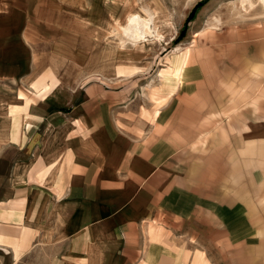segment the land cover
<instances>
[{
	"label": "rangeland",
	"instance_id": "374dc122",
	"mask_svg": "<svg viewBox=\"0 0 264 264\" xmlns=\"http://www.w3.org/2000/svg\"><path fill=\"white\" fill-rule=\"evenodd\" d=\"M202 1L9 0L49 9L53 38L40 46L48 77L72 86L95 79L111 92L124 90L125 127L133 134L170 116L185 126L176 140L191 137L176 142L181 162L142 246L172 250L173 264L198 257L205 264H264V8L258 0H206L186 25ZM133 12L142 23L155 18L152 27L162 34L133 44L122 34ZM187 54L177 81L171 69ZM12 88L0 83V124L10 114ZM21 89L20 99H36Z\"/></svg>",
	"mask_w": 264,
	"mask_h": 264
},
{
	"label": "crops",
	"instance_id": "0c3cea01",
	"mask_svg": "<svg viewBox=\"0 0 264 264\" xmlns=\"http://www.w3.org/2000/svg\"><path fill=\"white\" fill-rule=\"evenodd\" d=\"M48 12L0 5V83L16 89L0 124V264H173L172 250L142 242L181 162L176 142L191 137L176 140L185 126L172 116L133 134L124 90L48 77Z\"/></svg>",
	"mask_w": 264,
	"mask_h": 264
},
{
	"label": "bare ground",
	"instance_id": "6f19581e",
	"mask_svg": "<svg viewBox=\"0 0 264 264\" xmlns=\"http://www.w3.org/2000/svg\"><path fill=\"white\" fill-rule=\"evenodd\" d=\"M247 1H249V0H244V2H247ZM258 2H259L258 4H261V7L260 8L261 9H262V7L264 8V0H258ZM258 4H257V6H259ZM252 5H253V3H252ZM157 11H158V9L156 10V13H158ZM251 11H253V10H251ZM146 17H148V18L145 19V22L144 23H142V20H141L142 17H141L140 12L130 13V14H128L126 24L124 26H122V29H123V33L122 34L125 35V36H127L133 42V44H135V45H138L139 43H141V41L143 42V40H145L148 37L149 34H150V36L152 35L155 38L156 37L158 38L159 35L162 34V32L159 29H157V31H154L155 29L152 27V25L155 23V18L153 19V18H150L149 16H146ZM110 39H111V37H110ZM180 49H178V50H180ZM188 50H189V48H188ZM187 60H188V54L185 55V58L183 59L182 62H176V64L174 65V67H172V69H171L172 70V74L178 79V81H181V79L183 77V72H184V69H185L186 61ZM122 70H123V66H120L119 67V71H122ZM30 102H29V104H30ZM26 104H28V103L26 102ZM150 249H152V248H150ZM154 251H155V249H154ZM150 253H151V251H150ZM163 263L165 264V262H163ZM205 263L206 262H204L201 257L200 258L199 257L196 258L194 260V262H193V264H205Z\"/></svg>",
	"mask_w": 264,
	"mask_h": 264
},
{
	"label": "trees",
	"instance_id": "16d2710c",
	"mask_svg": "<svg viewBox=\"0 0 264 264\" xmlns=\"http://www.w3.org/2000/svg\"><path fill=\"white\" fill-rule=\"evenodd\" d=\"M206 0L205 1H202V2H199L197 4V6L195 7L194 11L191 13L190 17L187 19V22H186V25H188L190 23V21L193 19L194 17V14L197 12V10H199L204 4H205ZM186 31V30H185Z\"/></svg>",
	"mask_w": 264,
	"mask_h": 264
}]
</instances>
